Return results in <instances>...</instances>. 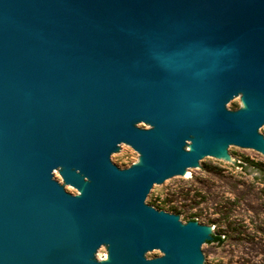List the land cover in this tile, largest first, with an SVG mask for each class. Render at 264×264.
<instances>
[{
    "label": "water",
    "instance_id": "1",
    "mask_svg": "<svg viewBox=\"0 0 264 264\" xmlns=\"http://www.w3.org/2000/svg\"><path fill=\"white\" fill-rule=\"evenodd\" d=\"M264 154V0H0V264H208L162 183Z\"/></svg>",
    "mask_w": 264,
    "mask_h": 264
},
{
    "label": "rangeland",
    "instance_id": "2",
    "mask_svg": "<svg viewBox=\"0 0 264 264\" xmlns=\"http://www.w3.org/2000/svg\"><path fill=\"white\" fill-rule=\"evenodd\" d=\"M162 183L185 224L218 226L208 264H264V154L205 162Z\"/></svg>",
    "mask_w": 264,
    "mask_h": 264
},
{
    "label": "trees",
    "instance_id": "3",
    "mask_svg": "<svg viewBox=\"0 0 264 264\" xmlns=\"http://www.w3.org/2000/svg\"><path fill=\"white\" fill-rule=\"evenodd\" d=\"M171 209H172L171 211L176 212V213L179 211V210L177 209V207H175V206H172ZM191 218H192V219H191L192 221H195L193 217H191ZM215 239H216V241H218V242L221 241V238H220L219 236H216Z\"/></svg>",
    "mask_w": 264,
    "mask_h": 264
},
{
    "label": "bare ground",
    "instance_id": "4",
    "mask_svg": "<svg viewBox=\"0 0 264 264\" xmlns=\"http://www.w3.org/2000/svg\"><path fill=\"white\" fill-rule=\"evenodd\" d=\"M184 175H185V176H189V172L186 171V172L184 173ZM184 175H183V176H184Z\"/></svg>",
    "mask_w": 264,
    "mask_h": 264
}]
</instances>
